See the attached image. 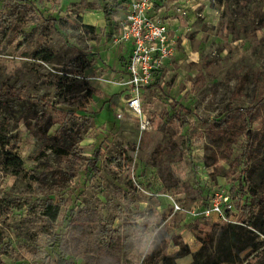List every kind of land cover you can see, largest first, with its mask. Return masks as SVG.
Instances as JSON below:
<instances>
[{"label":"rangeland","instance_id":"obj_1","mask_svg":"<svg viewBox=\"0 0 264 264\" xmlns=\"http://www.w3.org/2000/svg\"><path fill=\"white\" fill-rule=\"evenodd\" d=\"M129 1L0 0V96L13 91L0 101V130L11 139L0 145V162L15 145L24 162L16 171L0 167L2 264H55L61 251L37 199L27 194L33 176L43 179L65 216L98 210L102 224L116 228L127 206L131 214L156 210L155 224L173 240L168 254L179 250L176 243L192 253L177 264H191L199 251V264L221 256L215 243L202 250L196 236L211 231L216 240L228 223L188 220L174 203L189 209L205 205L213 192H229L244 168L245 133L264 127V0H155L162 22L180 32L171 33L178 36L175 55L141 91L142 108L149 120L176 118L165 131L143 133L136 117L116 118L123 105L113 110L106 103L114 94L123 103L132 92L131 45L111 41ZM226 115L233 140L216 125ZM59 147L69 150L68 160ZM98 149L100 173L89 174L88 160ZM120 151L129 164L110 167L106 161ZM59 170L74 179L53 194ZM233 220L242 225L237 210ZM52 229L66 233L61 222ZM252 257L246 252L235 264Z\"/></svg>","mask_w":264,"mask_h":264},{"label":"trees","instance_id":"obj_2","mask_svg":"<svg viewBox=\"0 0 264 264\" xmlns=\"http://www.w3.org/2000/svg\"><path fill=\"white\" fill-rule=\"evenodd\" d=\"M157 6L155 5V8ZM55 21V20H53ZM87 28V26H85ZM262 26L257 27L259 30ZM263 29V28H262ZM51 56L45 55L48 60ZM12 90L0 96V101L12 97ZM33 97V96H32ZM35 98V97H33ZM41 99V98H40ZM121 94H114L108 100L110 107L116 110L121 105ZM169 120L164 115H156L151 121V127L165 131L169 122L175 119L174 114L167 113ZM222 133V137L232 139L234 135L229 127V115L216 121ZM246 146L242 153L244 168L236 181L230 187V196L239 212L241 224L229 223L220 228L216 240L211 237V231H203L204 237L196 236L202 245V250H208L215 243V249L220 252V257L213 264H235L241 255L249 252L253 255L246 264H264V127L257 133L248 131L245 133ZM233 140V139H232ZM11 139L5 137V128L0 130V145L2 148L10 146ZM18 147L4 152L5 159L0 162L1 169L16 171L23 167V159L16 153ZM58 154L68 160L71 153L62 147L58 148ZM101 150L93 154L88 160L87 171L89 174L100 173ZM130 159L124 151L118 152L115 157L106 161L113 168L123 169ZM56 183L53 185V194L70 184L74 176L64 170L54 173ZM32 186L27 194L37 199L38 213L43 219L51 224L48 234L58 239L60 253L56 255L55 264H73L68 257L70 255L80 257L84 264H177V260L192 255L187 245L176 243L179 250L174 254H168V248L173 240L159 229L155 224L158 217L156 210L137 209L131 214V208L127 206L120 212V225L116 228L102 224L100 211L76 212L70 210L67 216L62 214V207L50 198L48 186H45L41 177H32ZM59 222L64 223L66 233L60 235L52 229ZM150 234V242L142 255V260L136 259L133 254L138 253L146 235ZM3 248H0V264ZM199 251L193 254L191 264H199ZM206 264V262H204Z\"/></svg>","mask_w":264,"mask_h":264},{"label":"built area","instance_id":"obj_3","mask_svg":"<svg viewBox=\"0 0 264 264\" xmlns=\"http://www.w3.org/2000/svg\"><path fill=\"white\" fill-rule=\"evenodd\" d=\"M162 8L155 9V0H130L123 16L117 19L116 31L112 43L116 46L130 44L132 53L128 61V84L132 88L131 96L124 99L122 110L116 114L118 120L125 115L136 117L141 133L150 130L151 121L146 117L143 108L142 90L153 83L156 72L175 55L176 39L167 21L161 20ZM178 35V34H177ZM174 210L192 221L214 219L221 223H234L235 205L230 193L213 192L205 205L186 209L174 203Z\"/></svg>","mask_w":264,"mask_h":264},{"label":"crops","instance_id":"obj_4","mask_svg":"<svg viewBox=\"0 0 264 264\" xmlns=\"http://www.w3.org/2000/svg\"><path fill=\"white\" fill-rule=\"evenodd\" d=\"M126 51H127V49H126ZM128 51H130V50H128ZM130 53H131V51H130ZM130 53L128 54V56L130 55ZM123 102H124V100H123ZM121 105H123V103H122V102H121ZM121 105H120V106H121Z\"/></svg>","mask_w":264,"mask_h":264}]
</instances>
